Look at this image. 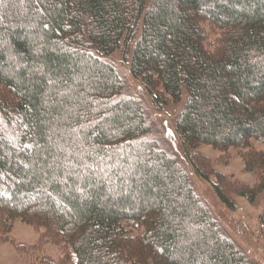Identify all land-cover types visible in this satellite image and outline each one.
<instances>
[{"label": "trees", "instance_id": "obj_1", "mask_svg": "<svg viewBox=\"0 0 264 264\" xmlns=\"http://www.w3.org/2000/svg\"><path fill=\"white\" fill-rule=\"evenodd\" d=\"M207 27L220 31L213 48ZM0 43L12 96L0 94L1 241L20 219L70 247L72 264H250L146 139L139 101L104 57L123 46L153 103L181 104L175 130L200 177L201 145L248 151L255 185L212 171L213 188L227 206L253 202L264 189V150L252 147L264 144V0H0Z\"/></svg>", "mask_w": 264, "mask_h": 264}, {"label": "rangeland", "instance_id": "obj_2", "mask_svg": "<svg viewBox=\"0 0 264 264\" xmlns=\"http://www.w3.org/2000/svg\"><path fill=\"white\" fill-rule=\"evenodd\" d=\"M207 29L209 31V27ZM219 36V30L212 29L208 32L207 42L212 48ZM3 45L5 44L0 43V46ZM121 47L104 59L116 69L122 81L124 96L139 101L149 125L146 139L154 141L157 148L175 158L188 175L195 194L207 204L225 233L244 252L249 263L264 264L263 242H253L249 236L245 237V235L238 234V224L234 216L238 215V212L232 215L230 210V208L235 209V206L239 207L245 213L250 226H254L259 221L264 222V189L253 202L235 195L233 204L227 206L220 201L213 188V183L217 179L212 171L225 174L232 185L240 184L239 182L249 186L255 185L256 176L245 170L244 161L241 157V154L248 151L231 148L227 153L222 154L211 146L201 145L198 151L208 160V163L203 161L204 164L201 166L204 167L208 178L200 177L190 164L175 130V121L181 110V104L168 103L163 106L154 104L142 83L134 79L129 73L127 63L122 60L123 46ZM88 50L91 49L88 48ZM91 51L94 53V50ZM1 93L7 97L10 95L5 89L2 91L0 87ZM252 147L257 150H264V144L258 141H252ZM207 167L212 170L207 169ZM0 180L2 179L0 178ZM6 237L8 240H0V264H53L59 261L61 264H72L74 261L70 247L47 239L44 228L23 222L20 219L13 220L12 227L6 233Z\"/></svg>", "mask_w": 264, "mask_h": 264}, {"label": "built area", "instance_id": "obj_3", "mask_svg": "<svg viewBox=\"0 0 264 264\" xmlns=\"http://www.w3.org/2000/svg\"><path fill=\"white\" fill-rule=\"evenodd\" d=\"M235 212H238V215H234ZM232 215L236 217L237 220V233L241 235H245L253 242H263L264 245V223L258 222L254 226H250L245 213L239 209V207L235 206V209L232 210ZM264 247V246H263Z\"/></svg>", "mask_w": 264, "mask_h": 264}]
</instances>
